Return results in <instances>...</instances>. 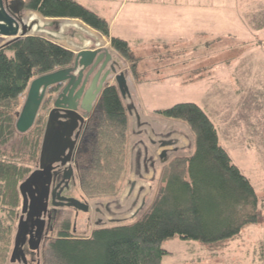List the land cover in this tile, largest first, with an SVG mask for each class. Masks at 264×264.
Here are the masks:
<instances>
[{"label":"trees","instance_id":"obj_1","mask_svg":"<svg viewBox=\"0 0 264 264\" xmlns=\"http://www.w3.org/2000/svg\"><path fill=\"white\" fill-rule=\"evenodd\" d=\"M25 10L45 17L80 19L109 38L111 47L131 62L138 59L129 42L110 33L109 22L76 0H26ZM11 53V54H10ZM75 54L43 36L28 35L0 48V264H10L21 205L20 184L40 156L43 120L25 133L16 122L22 96L41 75L70 66ZM186 122L195 135V152L180 155L162 166L165 185L141 207L131 221L118 220L98 227L91 236L77 238L65 222L59 237L50 241L43 264H163L169 252L163 242L179 238L203 245L235 239L242 228L262 217L257 192L220 143L219 131L207 112L193 102L157 110ZM128 112L116 85L102 90L92 122V141L80 169L81 186L89 198L117 199L128 161ZM20 135L30 150L27 158L2 150Z\"/></svg>","mask_w":264,"mask_h":264},{"label":"rangeland","instance_id":"obj_2","mask_svg":"<svg viewBox=\"0 0 264 264\" xmlns=\"http://www.w3.org/2000/svg\"><path fill=\"white\" fill-rule=\"evenodd\" d=\"M76 1L98 11L109 21H112L117 12V9L112 10L110 6L118 0L108 3L105 0ZM200 1L209 6L201 8ZM182 2L198 4L191 9H171L167 21L160 25L164 28L174 26L175 34L171 32L161 36L151 35L150 28H153L152 24L156 25L152 19L149 31L143 35L145 39L137 40L138 36L133 33L131 26L124 27L121 24L125 11L117 15V22H113L112 30L115 33L121 28L126 31L131 53L138 59L137 74L130 61L126 60L128 63L126 68H120L121 71L127 72L131 94V98L123 99L124 105L126 108L129 104L134 105L131 109L132 114L127 108L128 161L121 182L124 186L123 192H129L130 195L128 198L125 195L123 197L122 192V198L117 200L115 207H119L120 204L123 207L117 209V214H99L94 210L78 213L67 211L61 217H64V222L69 223V233L77 238L89 237L94 229L109 226L115 220L131 221L145 202L149 204L154 199L153 192L165 185V182L160 180L161 163L154 174L151 172L144 173L142 177L137 176L135 159L137 151L140 150L139 124L142 123L144 129H147L155 140L160 136L155 135L156 133L172 131L170 137L176 140L177 151L166 156L169 161L180 155L190 156L195 152L196 139L189 125L184 121L166 117L157 110L181 102H193L201 106L214 121L219 131L221 145L252 182L258 195L262 217L258 223L243 227L235 239L219 245L207 246L197 241L179 238L166 240L163 247L169 253L163 257L162 263L264 264V0ZM153 11L157 16L162 12L159 9ZM170 14L175 18H170ZM22 16L25 22L33 20L27 12ZM75 28L78 29L79 36L83 35L84 38L82 28L79 26ZM40 33L39 29L28 32L29 35ZM41 34L49 39L47 33ZM8 40L10 38H0V45ZM115 57L120 58L116 54ZM26 94L27 91L22 96L20 111ZM52 107V101H49L46 95L37 117V120L42 118L43 127ZM135 113L140 117V121ZM146 144L149 147L148 140ZM150 149L151 154L155 156L163 150L154 146ZM2 150L8 155L19 152L24 158L30 153L22 144L20 135ZM38 162L39 157L31 166L35 168ZM134 181L136 187H132ZM77 190L78 194L85 195L81 184ZM111 200L113 199L94 198L89 203L94 208L98 201L106 203ZM113 207L112 204V210L115 208ZM62 220L59 218V224L57 226L55 224L51 240L59 237L58 232L63 227ZM49 243L50 241L45 240L41 246L40 264H43L44 253Z\"/></svg>","mask_w":264,"mask_h":264},{"label":"water","instance_id":"obj_3","mask_svg":"<svg viewBox=\"0 0 264 264\" xmlns=\"http://www.w3.org/2000/svg\"><path fill=\"white\" fill-rule=\"evenodd\" d=\"M25 2L26 0H0V36L10 38V40L0 45V48L28 36V32L35 24L33 20L30 22L24 21L22 14L25 11ZM120 68H122V63L109 49L86 48L76 53L70 66L38 76L30 82L24 105L16 122L17 130L20 133H25L34 125L46 95L48 100L52 101L53 108L50 111L46 125L39 168L33 171L19 186L23 197L22 211L23 213L28 212L29 218L37 217V220H39L47 207L45 198H47L49 191L51 163L57 161L56 158L50 156L54 146L52 142L58 144V139L55 141L52 136L54 122L57 119L54 114L59 115V110L63 111L60 116L65 121L62 123L69 125L72 133L78 127L79 121L84 122V117L77 112L78 103H81V109H89L105 86L116 85L123 99L131 98L127 72L121 71ZM86 104H88V107ZM133 107L132 104L127 106L130 114H132L131 109ZM136 115L139 119L138 114ZM162 153L164 155L166 152L163 151ZM43 175H48L47 179L43 181L44 185L47 183V186L44 187L46 192L41 194L36 190ZM66 200L69 206H74L82 211L88 210V206L78 199L70 198ZM35 205H38L39 211L37 212H35ZM27 229V221L21 218L17 227L11 263L21 259L26 262L22 246L26 242ZM38 234L40 235L41 231ZM39 247L40 237L35 245H30L33 250H38Z\"/></svg>","mask_w":264,"mask_h":264},{"label":"flooded vegetation","instance_id":"obj_4","mask_svg":"<svg viewBox=\"0 0 264 264\" xmlns=\"http://www.w3.org/2000/svg\"><path fill=\"white\" fill-rule=\"evenodd\" d=\"M98 100H99V96L95 101L92 102L89 109H86V110L81 109L80 108L81 103H78L77 112L82 117H84V122L81 123L79 121L78 127L72 133L70 131L71 127H69V125H65L62 123L63 121H65L64 118L60 116L61 114H63V111L59 110V115L57 113H56L57 115L54 114V117H56L57 119L54 122L55 125H54L52 136L55 141H57L58 139V144L56 145L55 142H52L54 146L52 147V152L50 153V156H53L54 158H56L57 161L51 163L49 191H48L47 198H45L47 207L43 211L42 216L39 220H37V217L29 218L28 212L23 213L22 211L23 197L21 195V198H22L21 212L18 214V224L21 218L24 221L25 220L27 221L28 229H27V235H26V242L22 246L23 252L26 256V262H24L23 259H21L20 261L18 260L15 263H10V264H40V253H41L40 249H41L42 244L44 243L45 240L51 241L53 237L52 234H54L55 232V224L56 226L59 224L58 223L59 218L63 219L62 225L65 223L64 217H61V216L64 213L66 214L67 211L69 212L75 211L78 213V212H88L90 210H94L95 212H98L99 214H103V213L104 214L105 213L106 214H117L118 212L117 209L120 210L123 207L122 204H120L119 207H115L117 200L121 199L123 195H125V197L127 198L129 197L130 195L129 192L127 193L123 192L124 194H122V196L118 197L117 199L111 200L109 202H106V203L99 202V201L96 202L94 208H92L89 201L93 198H89L86 195L77 193L78 192L77 187L79 188L81 184L80 169L86 161L87 149L89 148L91 141H92V134L94 130V124L92 122V119L94 118V112H95ZM86 106L88 107V104H86ZM50 111L48 113L46 122L43 127V137H42V142H41V147H40V154H41L43 139H44L46 125L48 122ZM136 114L137 113H135V115ZM37 117H36V120H37ZM138 121H140V117ZM139 126L141 127V129L138 131V135L141 136V138L138 139V146L140 150H138L136 154L135 168L137 170L136 172L138 173L137 176L142 177L144 173L153 172L154 174V172H156L157 166H159L160 163L163 165L164 163L169 161V158H166V156L169 154H173L177 151V148L175 146L177 142L175 139H172L170 137L172 134L171 130L162 132L161 133L162 135L160 133H156L155 135H158V136L160 135V136L158 139L155 140L154 138H152L151 135H149L148 130L144 129L143 127L144 125L142 123H140ZM60 135H63V136H60ZM162 137H165V138L162 139ZM147 140L149 141V147L146 144ZM150 146L151 147L154 146V147H157L163 150L161 151L159 150L160 152L157 154V156H155L151 154ZM163 151L166 152L164 155L162 153ZM39 161H40V156H39ZM39 165H40V162H38V165L32 170V172L37 170L39 168ZM47 176L48 175H43V177L41 178L39 182L40 184L37 187L36 191L37 192L39 191L41 194H44L46 192L45 188L47 186V183L44 185L43 181L44 179L45 180L47 179ZM153 179H154V175L152 177V180ZM133 186L136 187V181L132 182V187ZM141 190L142 188L139 189V193L142 192ZM70 198L78 199L79 201L85 203L88 206V210L82 211V210L75 208L74 206H69L68 201L66 199H70ZM110 203H112L113 206L115 207V208L113 207L114 208L113 210L111 209L112 204ZM37 211H39L38 205H35V212ZM115 221H118V220H115ZM18 224H17V227H18ZM39 231H41L40 235L38 234ZM56 231L58 230L56 229ZM59 233H60V230L58 234ZM39 237H40L39 249L38 250L31 249L30 245L31 244L35 245Z\"/></svg>","mask_w":264,"mask_h":264},{"label":"crops","instance_id":"obj_5","mask_svg":"<svg viewBox=\"0 0 264 264\" xmlns=\"http://www.w3.org/2000/svg\"><path fill=\"white\" fill-rule=\"evenodd\" d=\"M107 3L108 1L111 2L112 0H105ZM183 0H118L117 2H113L110 6V9H117V12L112 19V21H109L107 18H105L109 24H110V33L113 36H117L120 38H123L128 41V37L126 35V31L122 30V28L119 31L114 32L112 30V24L113 22H117L116 17L120 13H123V21L122 25L124 27L131 26V29H133V33L137 34V40L145 39L143 35L146 34L147 30L149 29V25H151L152 19H154V23L156 25L152 24L153 28H150L152 32H150L151 35H167L172 33H176V29L174 26L164 28L160 25L163 24V22L167 21L168 12H170L171 9H191L194 5L192 2H182ZM205 2L200 1V7L201 8H207L209 5L204 4ZM118 5V6H117ZM159 9L162 12H160V15L157 16V14L154 13L153 10ZM95 11V10H93ZM24 12L28 13V16L33 19L35 24L33 25L32 29L30 31L38 30L42 33H47L49 36V39L65 48L70 49L71 51L76 53L81 49L86 48H101V49H109L111 53L115 56H120L110 45L109 38L101 34L99 31L91 28L90 26L86 25L83 21L80 19H70V18H51V17H45L42 14H40L37 11L34 10H25ZM98 12V11H95ZM99 14V12H98ZM101 15V13H100ZM103 16V15H101ZM34 18H38L39 20H35ZM170 18H175L174 15L170 14ZM169 19V18H168ZM81 27L82 32L85 34L84 38L79 36L78 29L75 27ZM29 31V32H30ZM132 31V30H131ZM149 31V30H148ZM37 33V32H36ZM37 34L40 36H44L42 34ZM61 34H66L68 36H63ZM45 37V36H44ZM0 38H3L0 36ZM151 39V37H150ZM158 39V38H157ZM162 39V38H159ZM83 40V41H82ZM115 53V54H114ZM118 58V57H117ZM119 61L122 62V64L125 63V65L122 66V68H126V65L128 66V63L125 59H123L122 56H120ZM130 67V65H129ZM138 64L136 66L137 71ZM109 82V81H108ZM113 84V83H110Z\"/></svg>","mask_w":264,"mask_h":264}]
</instances>
